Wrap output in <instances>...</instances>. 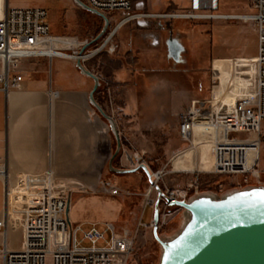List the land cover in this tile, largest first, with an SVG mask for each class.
<instances>
[{
  "label": "crops",
  "instance_id": "0c3cea01",
  "mask_svg": "<svg viewBox=\"0 0 264 264\" xmlns=\"http://www.w3.org/2000/svg\"><path fill=\"white\" fill-rule=\"evenodd\" d=\"M6 3L0 0V17ZM70 5L67 25L60 32H52L56 36H72L68 35L74 29L72 24L83 21L77 16L78 9H82L73 2ZM159 6L162 4L151 1L143 11H157ZM122 18V13L111 16L108 43L84 64L100 78L96 100L115 118L121 137L126 138L136 124L140 130L141 123L146 122L143 116L152 111L162 118L164 108L175 109L181 115L191 107L196 93L194 61L189 60L186 47L178 40L175 22L156 18L145 24L133 21L118 25ZM96 36L75 38L91 42ZM20 69L24 73L20 88L0 91V161L6 164L12 179L52 170L56 189L74 188L72 195L66 196L75 224L109 222L116 230L125 225L135 231L132 203L88 190L108 178L114 153L110 127L89 101L94 81L77 68L76 59L68 57L27 58ZM119 160L124 166L125 160ZM11 198L8 210L0 178V217L6 210L10 226L7 235L0 232V246L5 241L17 246L22 238L20 211Z\"/></svg>",
  "mask_w": 264,
  "mask_h": 264
},
{
  "label": "built area",
  "instance_id": "2783aa9c",
  "mask_svg": "<svg viewBox=\"0 0 264 264\" xmlns=\"http://www.w3.org/2000/svg\"><path fill=\"white\" fill-rule=\"evenodd\" d=\"M4 14L0 17V91L18 89L23 81L21 62L32 57H64L78 59L83 47L90 44L69 36L52 33L49 12L40 7L10 8L6 0ZM109 18L122 13L118 25L129 22L146 23L156 18H186L188 15L152 14L142 9V3L133 0H82ZM220 0H191V12L201 18H225L242 20L255 25L257 35L256 54L253 57H233L236 72L229 80L226 90L217 100H205L202 108L191 107L180 115L179 136L190 142L211 141L215 156V174L241 175L248 182H260L258 171L261 148L264 143V0H246L252 13L218 14ZM210 14H199L202 10ZM187 19V18H186ZM111 33L92 49L85 51L82 59L99 53L108 43ZM60 45V46H58ZM57 55V56H56ZM213 70V69H212ZM235 71V69H234ZM214 73V70H213ZM213 89L220 81L213 76ZM213 91V90H212ZM56 95V94H54ZM225 95H227L225 97ZM235 98V103L227 101ZM253 154V159L250 156ZM129 160V156H125ZM251 160V161H250ZM132 167L146 164L139 155L131 158ZM131 167V168H132ZM55 173L52 170L39 175L25 174L21 179H12L6 164L0 161V178L5 185L6 209L9 210L10 188L16 186V208L22 223V238L12 246L5 241L0 246L3 264H128L135 250L138 233L153 229L154 224L143 221L146 210L152 207L156 197H148L137 217L136 230H126L119 235L112 223L75 224L69 215L70 202L66 191L54 187ZM159 183L161 173H153ZM198 180H195L197 183ZM112 197L130 192L118 188L111 181L99 186ZM151 189L154 190L153 187ZM167 200L161 203L159 228L172 223L184 214V208L175 205L188 202L198 196L199 189L193 185L185 189H164ZM6 211V210H5ZM0 217V232L9 233V217Z\"/></svg>",
  "mask_w": 264,
  "mask_h": 264
},
{
  "label": "rangeland",
  "instance_id": "374dc122",
  "mask_svg": "<svg viewBox=\"0 0 264 264\" xmlns=\"http://www.w3.org/2000/svg\"><path fill=\"white\" fill-rule=\"evenodd\" d=\"M10 8L22 7H40L49 12V21L52 23V32H60L66 27V15L70 8V2L73 0H8ZM134 3L141 2L143 11L152 1L161 3L157 11H144L152 14H175L196 15L195 19L186 18H164L175 22V33L178 35L180 44L187 49V57L194 61V81L196 98L192 102L195 109H201L205 100H209L211 93L212 99L217 100L224 94L229 80L236 72L233 66V57H253L256 54L257 35L255 25L251 22L231 19L201 18L198 13L191 12V0H133ZM83 10V9H82ZM77 11V16L82 18L74 29L70 31L69 37L94 38L101 31L104 21L99 16L86 10ZM218 14H249L253 11L249 8V2L246 0H220ZM204 9L199 14H210ZM116 14V13H115ZM198 17V18H197ZM111 29L107 32L109 35ZM105 37V36H104ZM86 38V39H87ZM104 39V38H103ZM94 45L90 46L92 49ZM214 73H213V70ZM235 69V71H234ZM213 76L217 81L219 90H213ZM226 77V78H225ZM213 90V91H212ZM227 95H225L226 97ZM235 98L228 97L227 101L232 104ZM150 108H148L149 110ZM163 118L154 113H148L143 118L145 124L141 123L140 130L136 124L132 134L122 138V149L120 154L114 159L116 168H131V158L139 155L143 161L150 167L153 173H161L159 185L164 189L179 190L197 187L200 195L216 196L221 198L235 191L245 190L253 186H264V143L261 148V156L258 171L261 174V181L257 182L249 178L246 182L241 175H223L210 173L214 164L213 146L211 141L198 146H193L190 142H183L179 136L180 114L175 110L165 111ZM161 118V120H160ZM108 124V123H107ZM142 125H146L145 129ZM264 130V122H263ZM119 129V128H118ZM136 131V132H135ZM195 145V144H194ZM116 149V140L114 138V152ZM189 149V150H187ZM187 150L180 156L174 157L177 153ZM205 152V155L203 154ZM114 154V153H113ZM129 156V160L125 156ZM120 158H123L124 166L121 165ZM199 165H205L197 166ZM133 168V167H132ZM189 170L186 172H180ZM199 170L200 172L196 171ZM107 179L118 188L130 195L124 193L116 199L127 200L132 203V212L134 215L133 226H137V217L145 200L156 197L155 190L151 189L146 175L143 172L136 174H116L111 170L107 173ZM195 180H198L195 183ZM74 188H65L66 195L70 197ZM95 192H102L108 196L101 187L88 188ZM10 198L12 202L16 201L15 195L18 191L16 186L10 188ZM19 193V192H18ZM14 205V203H13ZM70 214H72V209ZM71 216V215H70ZM153 218V206L146 210L143 221L150 224ZM189 222L186 212L178 216L172 223L164 228H159V236L163 241H173L181 234ZM87 225V224H86ZM117 231L123 233L129 230L125 225L117 228ZM164 249L155 239L153 229L141 230L135 241V250L128 264H160Z\"/></svg>",
  "mask_w": 264,
  "mask_h": 264
},
{
  "label": "water",
  "instance_id": "95a60500",
  "mask_svg": "<svg viewBox=\"0 0 264 264\" xmlns=\"http://www.w3.org/2000/svg\"><path fill=\"white\" fill-rule=\"evenodd\" d=\"M73 3L103 19L104 24L94 40L82 48L76 60L77 68L94 81L89 94L91 105L106 120L116 140V149L110 160L109 169L116 174L143 172L156 192L153 205V234L163 247L160 264H264V186H253L217 198L207 194L188 202L178 201L175 205L185 209L189 222L173 241H163L159 236L161 203L167 197L157 183L147 164L135 168H116L114 159L120 154L122 140L115 118L109 115L96 100L101 86L98 76L88 70L82 59L85 51L103 40L110 28V18L85 4L82 0Z\"/></svg>",
  "mask_w": 264,
  "mask_h": 264
},
{
  "label": "bare ground",
  "instance_id": "6f19581e",
  "mask_svg": "<svg viewBox=\"0 0 264 264\" xmlns=\"http://www.w3.org/2000/svg\"><path fill=\"white\" fill-rule=\"evenodd\" d=\"M6 8V7H5ZM5 12V11H4ZM4 14V13H3ZM176 17V16H175ZM178 18V17H177ZM187 19H195L196 18V15H188L187 17H186ZM198 18V17H197ZM216 19H225V18H216ZM85 42V41H84ZM58 46H60V45H58ZM60 55H63L64 57H67V54L66 53H62V52H58ZM57 56V55H56ZM55 57V56H54ZM214 90V92H216V91H218L219 90V87L218 86H215V88L213 89ZM183 142H187V141H183ZM193 144V143H192ZM195 144V145H194ZM194 144H193V146H198L199 145V143H198V141L197 140H195V142H194ZM187 150H189V149H187ZM187 150H183V151H181V152H186ZM214 169H215V156H214V164H213V167L211 168V172L210 173H213L214 172ZM186 171H189V170H184V171H181V172H186ZM196 171H198V172H200L199 170H196ZM152 172V171H151ZM152 174H153V172H152Z\"/></svg>",
  "mask_w": 264,
  "mask_h": 264
}]
</instances>
